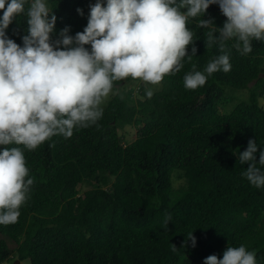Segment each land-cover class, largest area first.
<instances>
[{
    "label": "trees",
    "instance_id": "16d2710c",
    "mask_svg": "<svg viewBox=\"0 0 264 264\" xmlns=\"http://www.w3.org/2000/svg\"><path fill=\"white\" fill-rule=\"evenodd\" d=\"M46 2L56 16L52 39L65 27L72 36L83 31L90 0ZM28 7L6 29L20 46ZM201 19L212 24L201 27ZM226 19L218 5L188 18L189 56L150 97L116 89L139 79L117 80L99 105L101 117L74 127L71 137L53 135L33 150L2 146L23 151L33 183L17 221L0 224V263L15 254L17 264H203L243 245L264 264V186L249 183L242 175L248 163L239 160L250 139L264 148V40L253 39L246 55L235 38L221 47L216 28ZM223 54L230 71L204 73L203 86L185 88L186 74L204 72ZM226 89L249 95L221 112L235 99ZM127 126L135 128L131 140L118 131ZM174 171L184 179L178 186ZM79 185L88 188L80 193Z\"/></svg>",
    "mask_w": 264,
    "mask_h": 264
},
{
    "label": "clouds",
    "instance_id": "9594fccd",
    "mask_svg": "<svg viewBox=\"0 0 264 264\" xmlns=\"http://www.w3.org/2000/svg\"><path fill=\"white\" fill-rule=\"evenodd\" d=\"M26 3L28 27L20 46L8 38L6 29L24 13ZM210 5H218L227 18L222 27H215L221 47L235 38L234 47L246 55L253 39L264 40V0H95L82 32L72 36L65 27L56 39V16L46 0H0V224L17 221L33 183L25 179L23 151L2 146L33 150L53 135L71 137L74 127H87L101 117L99 105L114 81L131 77L155 85L179 71L193 42L186 21L202 16ZM209 23L201 19L200 26ZM195 53L193 46L191 54ZM230 70L229 56L219 55L204 72L186 74L184 86L196 89L205 84L204 73ZM146 94L150 97L152 92ZM239 160L248 163L242 175L249 183L264 186V148L250 139ZM188 238L195 246V237ZM203 264L257 262L255 253L241 245L227 247L220 259L210 255Z\"/></svg>",
    "mask_w": 264,
    "mask_h": 264
},
{
    "label": "rangeland",
    "instance_id": "374dc122",
    "mask_svg": "<svg viewBox=\"0 0 264 264\" xmlns=\"http://www.w3.org/2000/svg\"><path fill=\"white\" fill-rule=\"evenodd\" d=\"M94 3H95V0H90L89 5L94 4ZM261 75H264V74H261ZM252 84L253 83H250L249 86H251ZM123 85L126 88L125 90L131 91L132 96H134V97L137 96V97H141V98H143V96H145L148 91L153 90V89H157L159 87V83L153 85V84L144 82V81L139 79V80L133 81V82L122 83L121 85H118L116 89L119 91H122L124 89ZM226 91L228 94L233 95L235 99L232 102H230L229 104H227L226 106L222 107L221 112L227 111L228 109H230L234 105L235 102H238L239 99H241V100L247 99L248 95H249L248 89L237 90V91H231V90L226 89ZM258 100H259V103L264 107V98L262 96H259ZM118 131H119V133L122 132L121 134L126 135L125 140H127V139L131 140L135 135L134 134L135 128L130 127V126L125 127L122 131H120V130H118ZM174 172H176V171H174ZM179 174H180L179 172H176L174 174V178H173L174 186H178L179 184L183 183V181H184V179L181 176L179 177ZM78 188H79V192L82 193L84 190H86L88 188V186L79 185ZM0 237H1V235H0ZM8 246L10 248H12L15 246V244L10 241V242H8ZM14 255L15 254H13L11 258H9L8 260H6L5 262L0 263V264H17L16 263L17 260L15 258H13ZM18 264H30V262L28 259H24L22 261H19Z\"/></svg>",
    "mask_w": 264,
    "mask_h": 264
}]
</instances>
